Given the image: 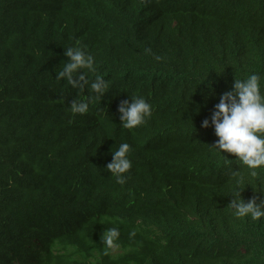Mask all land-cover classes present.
<instances>
[{
    "label": "trees",
    "instance_id": "obj_1",
    "mask_svg": "<svg viewBox=\"0 0 264 264\" xmlns=\"http://www.w3.org/2000/svg\"><path fill=\"white\" fill-rule=\"evenodd\" d=\"M73 46L95 58L83 90L55 80ZM253 73L264 94V0H0V264H264V218L228 207L264 199V170L201 127ZM96 76L106 94L72 114ZM137 96L152 115L124 129Z\"/></svg>",
    "mask_w": 264,
    "mask_h": 264
},
{
    "label": "clouds",
    "instance_id": "obj_2",
    "mask_svg": "<svg viewBox=\"0 0 264 264\" xmlns=\"http://www.w3.org/2000/svg\"><path fill=\"white\" fill-rule=\"evenodd\" d=\"M64 56L67 61L63 62L62 70L56 73L55 80H64L73 88L85 89L89 86L87 73L96 71L95 58L80 46L68 47L64 50ZM156 59L159 60L160 57ZM108 87L106 80L96 76L90 83L94 95L79 101L73 100L69 111L74 115L86 114L89 103L101 100ZM118 113L122 127L131 130L143 125L151 117L152 106L145 98L137 96L131 98V103L128 100L122 101L118 106ZM210 126L217 138L210 148L215 149L220 155L228 153L235 156L236 161L247 167L252 177L258 175V169L264 170V94L261 92V76L253 73L244 80L235 79L232 90L219 97L210 119L206 118L201 123L204 129ZM129 152L130 146L121 143L114 152H111V162L106 166L108 172L115 177L116 183L120 185L126 183L125 174L132 167L128 158ZM241 192H235L228 205L234 215L237 218L250 216L253 221L264 218V199L259 203L255 198L244 202ZM118 237L117 228L108 229L104 234L103 243L111 247Z\"/></svg>",
    "mask_w": 264,
    "mask_h": 264
}]
</instances>
